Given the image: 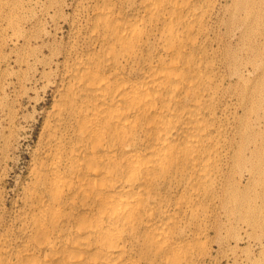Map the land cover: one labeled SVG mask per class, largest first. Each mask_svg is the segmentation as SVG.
Here are the masks:
<instances>
[{"label":"bare ground","instance_id":"6f19581e","mask_svg":"<svg viewBox=\"0 0 264 264\" xmlns=\"http://www.w3.org/2000/svg\"><path fill=\"white\" fill-rule=\"evenodd\" d=\"M89 15L56 65L32 187L0 219V264H207L245 240L264 264V0Z\"/></svg>","mask_w":264,"mask_h":264},{"label":"rangeland","instance_id":"374dc122","mask_svg":"<svg viewBox=\"0 0 264 264\" xmlns=\"http://www.w3.org/2000/svg\"><path fill=\"white\" fill-rule=\"evenodd\" d=\"M99 1L0 0L1 221L16 214L32 187L40 138L58 98L56 87L60 88L54 85L62 70L56 65L65 50L80 44L91 6ZM226 14L225 6L217 5L215 15L225 18ZM215 32L222 36L223 29ZM256 241H243L235 255L214 244L211 253L219 260L206 262L250 264L254 258L263 259Z\"/></svg>","mask_w":264,"mask_h":264}]
</instances>
